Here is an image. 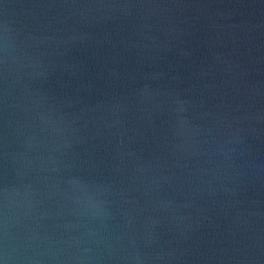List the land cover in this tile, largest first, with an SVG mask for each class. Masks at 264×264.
I'll use <instances>...</instances> for the list:
<instances>
[{"label":"water","instance_id":"obj_1","mask_svg":"<svg viewBox=\"0 0 264 264\" xmlns=\"http://www.w3.org/2000/svg\"><path fill=\"white\" fill-rule=\"evenodd\" d=\"M0 264H264V0H0Z\"/></svg>","mask_w":264,"mask_h":264}]
</instances>
